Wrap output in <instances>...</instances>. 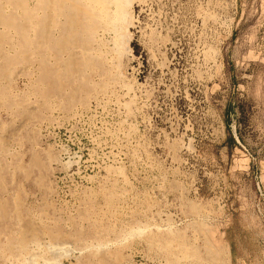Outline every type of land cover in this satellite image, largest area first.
Returning <instances> with one entry per match:
<instances>
[{"label":"rangeland","instance_id":"374dc122","mask_svg":"<svg viewBox=\"0 0 264 264\" xmlns=\"http://www.w3.org/2000/svg\"><path fill=\"white\" fill-rule=\"evenodd\" d=\"M37 1L0 0V264H264V0Z\"/></svg>","mask_w":264,"mask_h":264},{"label":"bare ground","instance_id":"6f19581e","mask_svg":"<svg viewBox=\"0 0 264 264\" xmlns=\"http://www.w3.org/2000/svg\"><path fill=\"white\" fill-rule=\"evenodd\" d=\"M36 1H37V0H36ZM41 1H42V0H41ZM41 1H39V2H41ZM98 1H100V0H98ZM105 1L107 2L108 0H104V2H105ZM37 2H38V1H37ZM39 2H38V3H39ZM87 2H88V1H87ZM91 2H92V1H91ZM91 2H90V3H91ZM127 2H128V1H127ZM119 3H120V2H119ZM41 4H42V2L40 3V5H41ZM59 4H60V2H59ZM92 4H93V3H92ZM96 4H98V2H97ZM37 5H38V4H37ZM74 5H75V4H72V6H74ZM107 5H108V2H107ZM107 5H106V7H107ZM122 5H123V4H122ZM38 6H39V5H38ZM95 6H97V5H95ZM123 6H124V5H123ZM40 7H41V6H40ZM40 7H39V9H41V12H42V8H43V6H42L41 8H40ZM74 7L76 8V6H74ZM74 7H73V8H74ZM77 7H78V6H77ZM37 8H38V7H37ZM50 8H51V7H50ZM70 8H72V7H70ZM107 8L109 9V7H107ZM39 9H36V10H39ZM76 9H77V8H76ZM97 10H100V9L97 8ZM43 11H44V10H43ZM71 11H72V10H71ZM74 11H75V10L73 9V12H74ZM76 11L80 12L79 8H78V10H76ZM51 12H53V11H51ZM51 12H50V13H51ZM73 12H72V15H74ZM78 12H76V13H78ZM36 13H38V12H36ZM42 13H43V12H42ZM46 13H48V14L50 15V17H51V14H52V13L50 14L49 11L46 12ZM99 13H100V12H99ZM126 13H127V11H126ZM38 14H39V13H38ZM40 14H41V13H40ZM40 14H39V15H40ZM43 14H44V13H43ZM48 14L46 15V16H47V19L50 18ZM69 14H71V13H69ZM81 14H82V13H81ZM81 14H79V17H81V16H80ZM105 14H106V12H105ZM36 15H37V14H36ZM44 15H45V14H44ZM76 15H77V14H76ZM54 16H55V15H54ZM68 16H69V15H68ZM68 16H66V17H68ZM70 16H71V15H70ZM70 16H69V17H70ZM69 17H68V19H69ZM74 17H75V16H74ZM77 17H78V15H77ZM41 18H42V17H41ZM41 18H40V19H41ZM52 18H53V17H52ZM52 18H50V19H52ZM75 18H76V17H75ZM89 18H90V17H89ZM70 19H71V18H70ZM106 19H107V18H106ZM129 19H130V18H129ZM129 19H128V20L126 19V20H127V23L125 22V24H127V25H124V27H125L126 29L128 28V27H126V26H128V25L130 26L131 23H132L131 20H129ZM48 20H49V19H48ZM48 20H46V21H48ZM76 20H77V19H76ZM78 20H79V19H78ZM78 20H77V23H78ZM40 21H41V20H40ZM73 21L75 22V20H73ZM42 22L44 23L43 20H42ZM42 22H41V23H42ZM50 22H51V20H50ZM50 22L48 21V24H49ZM52 22H53V21H52ZM69 22H70V21H69ZM72 23H73V22H72ZM72 23H67V24H66V22H65V24H66L67 26H68V24H72ZM38 24H39V23H38ZM46 24H47V23H45V25H46ZM74 24H75V23H74ZM43 25H44V24H43ZM50 25H51V24H50ZM56 25H57V24H56ZM75 25H77V24H75ZM75 25H73V26H75ZM47 26H48V25H47ZM39 28H41V27H39ZM48 28H52V27H48ZM48 28H47V29H48ZM67 28H70V27H67ZM72 28H73V27H71V29H72ZM75 28H76V27H75ZM123 30H124V28H123ZM123 30H122V32H123V34H125V37H128L129 34L127 35V34L125 33V31L128 32V30H124V31H123ZM68 31H70V30H68ZM120 32H121V31H120ZM120 32H119V33H120ZM115 34H118V33H115ZM121 34H122V33H121ZM46 37H47V36H46ZM120 37L122 38V36H120ZM121 38H120V40H121ZM65 39H66V38H65ZM76 40H77V39H76ZM40 41H41V40H40ZM121 41H123V44H124V41L126 42V41H129V40H126V39H125V40H121ZM121 43H122V42H121ZM68 44H69V43H68ZM127 44H128V43H127ZM127 44H125V45H127ZM206 45H207V44H206ZM61 46H63V45H61ZM127 48H128V47H127ZM127 48H126V49H127ZM80 53H81V52H80ZM71 55H72V54H71ZM72 56H73V55H72ZM70 58H71V57H70ZM73 59H74V58H73ZM76 59H77V57H76ZM65 63H66V62H65ZM75 63H77V62H75ZM63 64H64V63H63ZM67 64H68V63H67ZM67 64H66V65H67ZM85 67H86V66H85ZM71 68H72V67H71ZM71 70H72V69H71ZM57 71H58V70H57ZM84 72H85V71H84ZM57 73H58V72H57ZM81 73H82V72H81ZM69 75H70V73H69ZM73 76H74V75H73ZM74 77H75V76H74ZM80 77H81V76H80ZM66 78H67V77H66ZM83 79H84V78H83ZM58 82H59V81H58ZM60 84H61V83H60ZM61 87H62V85H61ZM58 88H59V87H58ZM63 88H65V87H63ZM63 88H62V89H63ZM57 90H58V89H57ZM58 91H59V90H58ZM73 114H74V113H73ZM3 211H4V210H3ZM18 222H19V221H18ZM32 232H33V231H32ZM39 232H40V231H39ZM34 233H35V231H34ZM36 234H37V233H36ZM36 234H35V235H36ZM49 235H50V234H49ZM32 236H33V235H32ZM53 236H54V234H53ZM53 236H52V237H53ZM36 237H37V235H36ZM56 237L58 238V236H56ZM56 237H55V239H56ZM41 238H42V237H41ZM49 238H50V237H49ZM59 238H61V237H59ZM66 238H67V237H66ZM36 239H38V237H37ZM50 239H51V238H50ZM55 239H53L54 241H53V240L50 241L51 243H52V241H53L52 245L55 243ZM26 240H27V239H26ZM38 240H39V239H38ZM63 240H64V239H63ZM63 240L61 239L62 243L64 244V241H63ZM57 241H58V239L56 240V242H57ZM61 241H60V240L58 241V242H60V243H58L59 246L62 244ZM41 242H42V240H41ZM67 242H68V241H67ZM39 243H40V242H39ZM51 243H50V245H51ZM37 244H38V243H37ZM52 245H51V246H52ZM53 246H57V244H56V245H53ZM53 246H52V247H53ZM39 248H41V247H39ZM41 249H43V248H41ZM37 252H38V251H37ZM41 253H42V252H41ZM41 253H40V254H41ZM43 254H44V253H43ZM43 254H42V256H44ZM37 255H38V254H37ZM32 256H33V255H32ZM48 257H49V256H48ZM48 257H47V258H48ZM31 258H32V259H35V257H31ZM40 258H41V257H40ZM47 258H46V259H47ZM49 258H50V257H49ZM37 259H38V257H37ZM42 259H43V258H42ZM51 260H52V259H51ZM41 261H42V260H41ZM44 261H45V258H44ZM48 261H50V260H48ZM50 262H51V261H50ZM50 262H48V263L50 264ZM44 263H45V262H44ZM48 263H45V264H48ZM54 264H55V262H54Z\"/></svg>","mask_w":264,"mask_h":264}]
</instances>
